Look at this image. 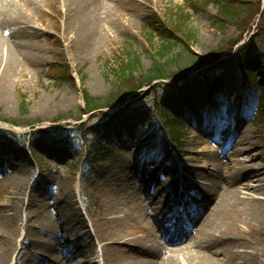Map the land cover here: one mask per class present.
<instances>
[{
  "label": "rangeland",
  "instance_id": "374dc122",
  "mask_svg": "<svg viewBox=\"0 0 264 264\" xmlns=\"http://www.w3.org/2000/svg\"><path fill=\"white\" fill-rule=\"evenodd\" d=\"M28 1L16 0L20 12L31 20L27 38L15 48L9 38L2 40L0 36V210L12 215L11 204L19 203L22 218L33 217L27 231L38 239H46L42 231L53 226L60 212L54 202L69 189L67 200L81 215L94 247L92 254L79 256V263L74 264H128L118 249L104 253L100 238L107 237L111 230L128 243L148 238L143 222L136 219L138 201L130 180L138 171L156 175L155 188L166 180L159 175L163 167L185 162L181 164L186 165V172L199 174L188 179L194 185L190 198L195 200L194 207L162 194L170 204L177 201L174 214L186 220L181 227L192 228V213L200 211L198 225L210 211L218 209L216 202L205 197L209 190L216 187L225 196V180L237 171L252 165L264 168V104L259 81L264 73L258 75L255 86L242 92V71L257 67L260 60L254 63L248 58L224 56V67L211 65L178 84L172 78L156 81L131 96L125 105L104 110L107 116L95 112L91 117L84 116L82 122L76 121L85 108L83 91L100 103L115 96L124 81L121 68L131 57L140 59L134 73L140 80L149 77L154 66L164 65L172 72L189 66L194 55L207 56L238 39L240 32L235 25L228 24L223 30L213 26L221 0H118L110 10L114 27L98 43L83 40L77 30L65 31L64 10L56 0H30L34 4L27 5ZM193 2L209 6L191 13ZM181 13L189 18L186 30L195 38L191 52L178 43L162 59L161 38L151 29L156 18L153 15L171 26L175 15ZM251 37L264 69V14L246 42ZM56 64L70 67L73 82L58 80L53 70ZM217 74L228 79L227 96L217 97L210 105L206 80ZM213 105L215 111L209 113L207 108ZM167 122L179 123L174 125L178 139L172 136ZM84 123V132L73 130ZM239 145L244 150L240 155ZM248 152L253 154L251 160L247 159ZM21 175L25 177L23 182ZM239 189L241 198H251L243 186ZM256 197L264 199L262 195ZM109 207L117 213L111 214ZM143 215L153 221L159 212L151 208ZM160 216L167 215L160 212ZM102 218L113 224L99 222ZM233 219L237 226L232 237L252 245L250 252L256 264H264V224H241L236 213ZM19 233L27 232L22 228ZM173 233L169 230L167 236ZM20 235L8 244L10 264L20 251H42L30 240L22 242ZM160 243L164 244L162 240ZM59 254L53 252L51 260ZM62 258L61 264H70L64 260L66 256Z\"/></svg>",
  "mask_w": 264,
  "mask_h": 264
},
{
  "label": "bare ground",
  "instance_id": "6f19581e",
  "mask_svg": "<svg viewBox=\"0 0 264 264\" xmlns=\"http://www.w3.org/2000/svg\"><path fill=\"white\" fill-rule=\"evenodd\" d=\"M116 1L118 0H56L64 10L65 31H79L82 39L88 43L101 42L106 36V31L114 27L110 20V10ZM33 2L29 0L26 4L31 5ZM30 24L29 16L20 12L16 0H0L2 40L9 38L12 45L19 48L20 42L27 38ZM241 146L239 145L237 151L239 155L244 151ZM246 155L249 160L253 157L250 152ZM181 163L185 162H180L174 167L162 168L159 175L166 180L157 188H155L157 176L147 171H138L131 177L130 180L134 182L136 189L135 198L138 201L136 219L143 222L149 233L148 238L145 241L128 243L122 235L111 230L107 237L100 238L101 249L104 253L110 249L120 250L126 256L128 264H256L255 256L250 252L253 250L252 245L233 238L231 234L234 226H237L233 219L234 213L240 218L241 224L250 226L264 224V199L256 197L264 196V168L259 169L252 165L247 170L237 171L225 180L227 186L225 191L229 193L225 196H222L216 187L209 190L205 197L216 202L218 209L215 212L210 211L198 225L196 222L201 213L200 211L195 215L192 213L189 222H193L194 227L187 228L181 227L186 223L185 217L177 218L174 214L177 201L170 204L162 195L168 193L169 196L178 197L182 201L180 204L184 206H195V200L190 199L194 185L188 179L197 178L199 174L192 170L186 172V165ZM24 178L23 175L19 176L21 182L25 180ZM255 181L262 185H251ZM240 186L251 193L249 195L251 198L240 197ZM68 190L63 191L54 202L53 206H57L60 212L56 215L53 226L42 231L46 237L44 240L38 239L31 230L27 231L33 225V217L23 219L19 203L11 204L9 210L13 212L12 215L7 216L6 210H0V264H10L8 244L14 243L22 228L27 232L20 235L22 242L30 240L42 251L30 253L20 251L14 264H49L50 261H53L50 264H61L63 256H66L64 260L74 264L79 263V256L93 253L94 247L90 234L86 232L87 226L73 203L67 200L71 195V190ZM11 200L14 201L15 198ZM151 208H156L159 212L153 221L143 215ZM108 211L111 214L117 213L112 207H109ZM67 212L72 215L67 216ZM160 212H164L166 218L160 216ZM99 222L106 223L107 226L113 224L104 218ZM159 226L165 228L160 229ZM169 230L174 231L171 237L167 236ZM161 240L164 244L160 243ZM187 240L189 243L186 246H177ZM255 250L258 251L257 248ZM55 251H59L60 254L51 260L53 257L51 254Z\"/></svg>",
  "mask_w": 264,
  "mask_h": 264
},
{
  "label": "trees",
  "instance_id": "16d2710c",
  "mask_svg": "<svg viewBox=\"0 0 264 264\" xmlns=\"http://www.w3.org/2000/svg\"><path fill=\"white\" fill-rule=\"evenodd\" d=\"M263 3L264 0H221L217 4V14L213 26L219 30H223L228 24L235 25L240 32L238 39L229 43L226 48L207 56L200 57L194 55L189 66L181 67L172 72L167 71L164 65L154 66L150 70V76L140 80L134 76L136 68L140 65V59L137 57H131L130 61L121 68L124 81L115 96H112L104 103H100L98 100L91 98L86 91H83L85 108L83 110V115L76 118V121L81 122L84 116L91 117L95 112H100L102 115L107 116L108 114L105 113L104 110L114 108L118 104L125 105L131 96L140 93V91L146 86H152L156 81L172 78L173 81L178 84L188 79L192 73L203 71L211 65H217L219 68L224 67L226 63L222 60L224 56L234 59L248 58L254 61V63L258 62V60L263 61L259 53L253 48V38L251 37L249 42H246V38L252 33L256 21L258 18L260 20L264 14ZM208 6V3L203 4L200 2H193L189 11L191 13L198 12ZM153 17L156 18L151 24V29L155 33H158L161 38L162 47L160 50V56L162 59H164L172 51L173 47L178 45V43L184 45L188 52L191 50V44L195 38L192 33L186 30L189 19L187 16H184L183 13L175 15V23L171 26L166 25L160 20H156L157 16L153 15ZM241 42L244 43L242 46H239ZM260 61L258 62L259 64ZM259 64L257 67L250 66L249 70L242 71V74L245 77L242 92L246 93L252 88V86H255L257 84H255V81L258 78V75L264 73L262 64ZM53 70L59 81L73 82L74 79L71 76V69L68 65L56 64L53 66ZM259 81L262 83L264 104V79ZM206 84L209 88L211 103L214 102L219 94L222 93V95H224L226 89H228V79L225 76H220L218 74L209 77L206 80ZM213 108H215V106H213ZM209 110L211 111V108ZM167 123L171 128L172 136H175V139H178L177 128L174 125L176 124L179 126V123ZM73 130L84 132L86 130V125L85 123L78 126L76 125L73 127Z\"/></svg>",
  "mask_w": 264,
  "mask_h": 264
}]
</instances>
